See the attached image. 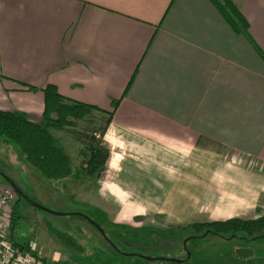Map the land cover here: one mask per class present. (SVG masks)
<instances>
[{"label":"crops","instance_id":"0c3cea01","mask_svg":"<svg viewBox=\"0 0 264 264\" xmlns=\"http://www.w3.org/2000/svg\"><path fill=\"white\" fill-rule=\"evenodd\" d=\"M231 1L251 41L212 0H0V111L40 123L54 85L114 111L105 179H124L130 162L205 169L211 187L201 203L183 194L174 227L263 216L264 0Z\"/></svg>","mask_w":264,"mask_h":264},{"label":"rangeland","instance_id":"374dc122","mask_svg":"<svg viewBox=\"0 0 264 264\" xmlns=\"http://www.w3.org/2000/svg\"><path fill=\"white\" fill-rule=\"evenodd\" d=\"M77 129L86 132L82 126ZM53 132L69 153L73 168L78 169L82 156L76 137L72 136L73 142L64 141L63 133ZM233 155L230 152L229 158L237 161ZM130 166L124 179L103 176L98 182H49L29 167L11 145L0 142V184L7 177L30 198L15 203V225L10 238L13 235L16 242L29 243L37 255L53 264H152L140 255L187 258L188 254L190 257L183 264H264V236L254 240L222 239L206 232L200 237L193 236V230L184 225L178 228L171 224L168 213L188 206L183 194H194L191 201L202 202L195 195L205 191L206 186L211 187L210 179L200 174L205 169L176 166L160 171ZM141 171L145 174L140 175ZM33 203L65 216L45 212ZM78 214L100 224L116 246ZM51 224L71 235L77 247L57 240L46 227ZM241 250L248 252L243 255Z\"/></svg>","mask_w":264,"mask_h":264},{"label":"trees","instance_id":"16d2710c","mask_svg":"<svg viewBox=\"0 0 264 264\" xmlns=\"http://www.w3.org/2000/svg\"><path fill=\"white\" fill-rule=\"evenodd\" d=\"M212 2L232 30L250 40L249 23L234 3L231 0H212ZM254 47L264 59L263 52L257 46ZM43 92L45 105L40 123L33 122L22 112L0 111V142L11 145L29 167L49 182L100 181L107 170V164L111 157V148L105 141V135L113 121L114 111L105 112L96 106L68 99L62 96L54 85H48ZM118 105L119 102L114 104L115 109ZM79 126L84 127L86 132L81 133L77 129ZM52 131H69L81 143L82 161L78 169L73 168L70 157L60 146L59 140ZM1 183L10 186L5 179ZM17 196L16 205L22 199L20 195L17 194ZM14 223L15 216L13 215L11 229H13ZM46 227L57 240L59 239L70 247H77L78 243L71 235L64 233L52 224ZM188 228L193 230V236L201 237L210 230L211 234L223 239L254 240L264 236V215L253 220L231 218L226 221L194 223ZM12 243L15 247L42 259L29 243ZM42 260L46 264H53L47 263L45 259Z\"/></svg>","mask_w":264,"mask_h":264},{"label":"built area","instance_id":"2783aa9c","mask_svg":"<svg viewBox=\"0 0 264 264\" xmlns=\"http://www.w3.org/2000/svg\"><path fill=\"white\" fill-rule=\"evenodd\" d=\"M17 199V193L11 186L0 184V264H46L44 260L15 247L9 238L13 207ZM158 264L169 263L159 262Z\"/></svg>","mask_w":264,"mask_h":264},{"label":"water","instance_id":"95a60500","mask_svg":"<svg viewBox=\"0 0 264 264\" xmlns=\"http://www.w3.org/2000/svg\"><path fill=\"white\" fill-rule=\"evenodd\" d=\"M5 181L16 191V193L18 195H20L22 198L24 199H29L26 195H24V193L19 189V187L16 185L15 182L11 181V179L5 177ZM33 205L45 212H48V213H51V214H55V215H59V216H65V214L63 213H56V212H53L37 203H33ZM79 216L83 217L85 220H87L92 226H94L98 232L104 237V239L107 240V242H109L113 247H115L116 245L107 237L106 235V232L104 231V229L100 226V224H98L97 222L93 221L90 217H88L87 215L85 214H78ZM211 231H207L206 235L209 234ZM243 255L247 254L248 251L246 250H241L240 251ZM140 257L146 261H149V262H166V263H169V264H183L185 263L189 257H190V254H188V257L187 259H178V258H169V257H164V256H160V257H146V256H141Z\"/></svg>","mask_w":264,"mask_h":264}]
</instances>
